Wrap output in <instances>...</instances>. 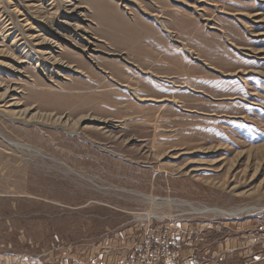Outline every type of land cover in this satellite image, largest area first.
I'll return each instance as SVG.
<instances>
[{
    "label": "rangeland",
    "instance_id": "1",
    "mask_svg": "<svg viewBox=\"0 0 264 264\" xmlns=\"http://www.w3.org/2000/svg\"><path fill=\"white\" fill-rule=\"evenodd\" d=\"M0 264H264V0H0Z\"/></svg>",
    "mask_w": 264,
    "mask_h": 264
},
{
    "label": "bare ground",
    "instance_id": "2",
    "mask_svg": "<svg viewBox=\"0 0 264 264\" xmlns=\"http://www.w3.org/2000/svg\"><path fill=\"white\" fill-rule=\"evenodd\" d=\"M47 57V56H46ZM50 58V57H49ZM50 60V59H49ZM147 69V68H146ZM158 72V71H157ZM148 73V72H147ZM150 73H152V72H150ZM160 73V72H159ZM132 85V84H131ZM131 88H133V87H131ZM135 88V87H134ZM133 88V89H134ZM191 90V89H190ZM144 92H146V91H144ZM148 92V91H147ZM137 96V95H136ZM141 99H146V100H148V99H152L151 97H154V96H149V95H141V96H139ZM156 100H158V101H162V100H167L166 98H162V99H156ZM14 104V103H13ZM16 104V103H15Z\"/></svg>",
    "mask_w": 264,
    "mask_h": 264
}]
</instances>
